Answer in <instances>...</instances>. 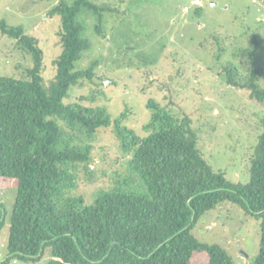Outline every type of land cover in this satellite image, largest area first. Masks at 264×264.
I'll use <instances>...</instances> for the list:
<instances>
[{
    "label": "trees",
    "instance_id": "trees-1",
    "mask_svg": "<svg viewBox=\"0 0 264 264\" xmlns=\"http://www.w3.org/2000/svg\"><path fill=\"white\" fill-rule=\"evenodd\" d=\"M84 11L95 15V30L102 33L105 10L90 0L59 1L50 10L60 19L61 50L47 86L38 40L0 22L2 35L15 40L32 61L26 79L0 75V188L17 189L8 258L1 264L11 258L37 262L46 249L48 264H230L224 249L200 243L191 233L203 214L225 202L261 221L254 264H264V87L257 47L239 53L246 59L244 73L239 67L223 68L228 85L248 91L263 109L249 181L233 183L204 159L189 116L179 119L149 100L151 116L140 137L123 125L125 113L111 118L104 107L63 103L71 87L92 79L93 66L75 70L91 48L78 21ZM111 124L121 151L129 155L130 179L140 181L145 195L113 188L86 206L80 196L68 194L77 186L79 169L92 170L89 141ZM5 215L0 205V232Z\"/></svg>",
    "mask_w": 264,
    "mask_h": 264
},
{
    "label": "rangeland",
    "instance_id": "rangeland-1",
    "mask_svg": "<svg viewBox=\"0 0 264 264\" xmlns=\"http://www.w3.org/2000/svg\"><path fill=\"white\" fill-rule=\"evenodd\" d=\"M59 1L72 5L74 0H0V22L38 40L46 86L55 75L54 60L61 50L60 19L50 15ZM90 1L105 10L102 33L95 30L94 14L79 15L91 48L75 63V70L93 66L92 79L71 87L63 103L104 107L111 118L125 113L123 125L143 137V126L151 116L146 105L155 100L179 119L190 117L198 146L215 172L224 173L230 182L248 183L250 157L263 130V109L248 91L228 85L223 68L239 67L244 73L246 59L239 53L257 47L259 85L264 87V0ZM31 67L29 54L0 32V75L26 79ZM89 144L92 170L79 169L77 186L68 195L80 196L86 206L99 192L113 188L145 195L140 181L130 179L129 155L121 151L112 124L99 129ZM16 196L12 185L0 188V205L6 213L0 264L8 258L6 243ZM260 223L225 202L203 214L191 233L200 243L224 249L230 264H254ZM50 260L46 249L37 262L11 258L8 264Z\"/></svg>",
    "mask_w": 264,
    "mask_h": 264
},
{
    "label": "built area",
    "instance_id": "built-area-1",
    "mask_svg": "<svg viewBox=\"0 0 264 264\" xmlns=\"http://www.w3.org/2000/svg\"><path fill=\"white\" fill-rule=\"evenodd\" d=\"M196 3H198V2H196Z\"/></svg>",
    "mask_w": 264,
    "mask_h": 264
}]
</instances>
